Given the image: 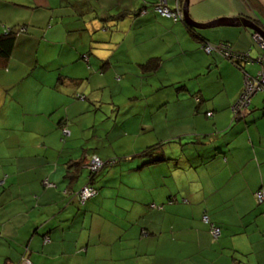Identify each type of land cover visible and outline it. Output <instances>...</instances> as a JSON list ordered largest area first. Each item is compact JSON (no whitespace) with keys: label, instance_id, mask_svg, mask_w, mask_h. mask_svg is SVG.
<instances>
[{"label":"crops","instance_id":"0c3cea01","mask_svg":"<svg viewBox=\"0 0 264 264\" xmlns=\"http://www.w3.org/2000/svg\"><path fill=\"white\" fill-rule=\"evenodd\" d=\"M154 1L0 0V34L28 27L0 68V264H18L23 250L29 264H264V91L250 98L244 117L234 114L230 107L244 85L242 73L206 56L181 22L150 10L139 14ZM165 1L181 11L183 0ZM252 2L253 7L244 0H188L187 8L198 23L244 18L264 31V0ZM118 14L125 15L114 18ZM195 34L260 55L254 32L242 25ZM148 61L154 70L139 83L156 100L146 98L128 127L146 132H111L125 138L111 141L104 156L136 154L174 138L164 149L177 161L138 170L117 190L80 206L70 195L85 179L67 176L73 163H83L74 159L77 150L70 152L90 128H79V122L97 113L103 93H112V71L136 67L145 75L139 65ZM245 70L253 75L259 66ZM149 80L154 81L146 89ZM126 94L125 100L137 98ZM145 108L154 110L153 121L145 122ZM59 123L69 131L64 142ZM142 137L149 139L134 147ZM97 144L98 138L91 146ZM44 179L55 188H44ZM203 211L221 229L216 242L201 221Z\"/></svg>","mask_w":264,"mask_h":264},{"label":"trees","instance_id":"16d2710c","mask_svg":"<svg viewBox=\"0 0 264 264\" xmlns=\"http://www.w3.org/2000/svg\"><path fill=\"white\" fill-rule=\"evenodd\" d=\"M244 2L246 5H248L250 7L254 6V3L252 2V0H244ZM158 5L166 6L168 9H170V7L167 6V2L165 0H155L149 7L141 9L139 11V14L140 13L141 14L146 13L147 11L150 10V11L154 12L155 15H157L158 17L168 19L174 23L181 22L179 19L173 20L172 18H166V17L161 16L156 11V7ZM179 9H180V5H178V7H176L175 9L173 8L170 10L173 12H177V11H179ZM124 15L125 14H118V15L114 16V18H121ZM181 23L186 27V29L190 33V36L193 39H195L196 41L197 40L200 41L201 51L206 56H209V57L217 56L219 58H222L225 61V63L230 64L233 67H235L236 69H238L239 71H241L244 78L246 77L250 81L253 80L254 77L257 75L258 71L260 70V67H259V70L255 71V73L253 75L249 74L245 70V66L256 64L255 60L250 58V55H248L247 53H242V52L240 53L237 51L234 52L227 42H219L216 44H210L209 42L206 41L205 38L200 37L199 35L195 34L198 32L197 30H194L190 26L185 25L183 22H181ZM258 27H260V26H258ZM27 31H28V27L26 25H17V26L5 28L3 30V32L0 34V68L4 69V67H6V65L8 63L9 56L11 54V51L15 45L17 36L20 35L21 33L24 34ZM207 45H212L214 50L207 53L205 51V47H207ZM220 45L222 46V49H223V47L226 48L223 50L229 49L232 52L233 56H231L229 59H227V57H225L223 55V53L220 52ZM255 45H256L259 53H261V50L259 49V47L257 46L256 43H255ZM258 57L259 56L257 54L255 59H257ZM82 60H85L84 63L87 64V67H88L87 58L84 56ZM139 66L145 70L144 71L145 75H143V73L140 74L141 71L136 69V67H132V69H130L128 72H125V71L119 72V74H116L114 71H112L113 75H114L113 80L115 83H120L122 81L121 78H123V77L124 78L134 77L137 79V82L136 83L131 82L130 84H132V85H130V86H134L136 84L137 85L132 87V88L127 87V85L125 86V88H123L122 85L114 86L113 88H117V89L115 91L111 90L112 93L109 95V98H107L108 102H105L107 105H110L109 108H111V109H109L107 111L108 113H105V114L100 113L97 109V113L99 112L100 114L103 115V117L110 119L112 121L110 123H103V121H102V124H105L108 126L105 128H102V126H101L102 130L107 132L106 135H101V132L97 133L98 134L97 135L98 141L103 140L104 143L101 142L100 145L97 144V147L95 148L93 146H91V147L87 146L86 143L84 144V143L78 142L77 144L75 143L76 145L73 144L74 148L70 151L72 153L73 150H77V154H76L77 158H74V159H81V160H83L84 164L82 163V161H78V162L73 163V167H75V169L72 172L67 173L68 174L67 176L71 180H74V179L77 180L79 178L82 179L85 176V178H84L85 183H84L83 187H81V188L87 187V188L92 189V191L94 192V194L89 196L87 199L81 200V197H80L81 188L78 189L77 191H73L71 193L70 197H73L79 203L80 206H84L87 203V201L94 198V196L100 194L101 192L103 194L104 192L109 191V190H117L118 185L123 184V183H121L122 181L125 182L127 179H129L130 176H133L134 172H137L138 170H142L144 168L152 167V166L159 165V164H164L167 162H176L177 161V158L173 159V157H171L167 153H165V149H164V147H167L169 144L174 143V140H175L174 138L165 139V140H162L160 142H156L154 145L143 147L136 154H133L132 152H130L133 155L132 154H126V153L122 154V155H114V156L110 155V153H111V147H110L111 141L115 142L116 140H118L117 137L120 138L122 136L121 134H114V133H120V131H122L123 133H124V131L129 132L128 127L131 124V121H136V117L133 113L136 112V114H138L137 112L142 111L141 106L145 105V101L147 102V99H149V97H152V96H149L150 95L149 92L142 91V89H144V87L141 84L142 82L139 83V81L141 79L142 80H148L146 77H148L147 75L152 74L150 71H152L154 69H151V68L152 67L154 68L155 66L153 63H150L149 61L147 63H143ZM134 71H137L138 73L136 74ZM149 82H150V80L146 83L145 87H147V84ZM243 89H244V85L242 87L241 92L243 91ZM262 91H264V90H262ZM241 92L239 93V95L241 94ZM126 93H132L129 95L130 96L136 95L137 98L134 100H133V98L125 100V99H123V97H128ZM256 93H258V92H256ZM103 94L105 95V93H103ZM116 95H121L122 100L117 101L115 98H113V96H116ZM160 95H162V97L164 96L162 93H160ZM74 98L76 100H80V101L85 100V97L82 95H75ZM111 98L117 102V105H113L114 107L112 106ZM152 98L156 100V97H152ZM195 99H196V101H198V97H195ZM124 101L127 103L126 106L118 105L119 103H122ZM105 103L97 104V107L100 108V105H104ZM116 107H118V109H120L121 111L116 110ZM161 107H163V106H159L158 108H161ZM232 107H233V104L230 107L231 110H232ZM145 110H146V113H148V114H146V116H148V117L146 118L145 122L153 121L152 119L155 116L154 110H148V108H145ZM92 112H93V110H92ZM94 112H95V110H94ZM117 112L120 114H117ZM156 112H158V111H156ZM245 112H247V108L245 109ZM121 113H124L126 115H130L129 117H132V118H129L128 120H126L125 119L126 115H125V117L122 119V117L124 115L121 116ZM208 113L210 115H207ZM211 116H212L211 112L206 113V117L210 118ZM63 125L64 124L59 123L58 128L60 129V131L62 133V136H63L62 140L64 142V139L66 140L67 139L66 137H68L69 131L66 128H64ZM91 128H93V126H91L89 129H91ZM111 132H114V133L111 134ZM130 132H134L138 135H141V134H144L146 132V130H144V128H140L138 131H130ZM130 132H129V137L132 136V134ZM121 138H125V137L123 136ZM77 141H78V139H77ZM182 144H183V142H182ZM63 145L65 146L64 143H63ZM129 145H131V144H129ZM65 149L67 150V148H65ZM106 151H110V153H108L106 156H104V153ZM179 154L183 155V156L190 155V151L188 152V150H187V154H185V155H184V153H182V154L179 153ZM93 157L97 158L101 162V166L95 170H92L89 168V163ZM66 158H68V157H66ZM82 164L84 165V168L82 167ZM129 164H132L133 166L130 168H126V166H125V168H124L123 165H129ZM113 172H117V174H115ZM126 174H128V175L130 174V175L128 176ZM134 175H136V174H134ZM4 179L5 178L0 179V187H3ZM42 185L44 188H48V189L55 188V184L49 182L47 179H44L42 181ZM258 192H260V191H258ZM255 199H256V193H255ZM168 201L171 202V199H169ZM256 201H257V199H256ZM149 207L152 209L156 208V210H162L163 209V205H157V204H150ZM203 217H206V219L204 220ZM201 221L207 226L208 233L211 237V241L216 242L219 239L220 234H221L220 227H218L217 225H215L214 223L211 222L206 211H203V213L201 215ZM214 227L218 228V230H219V236H217L216 238H213L211 235V229ZM141 234L146 235L145 229L141 231ZM44 239L47 240L48 238L44 237ZM25 252H26V250L25 251L23 250V252L20 255V258L18 259V261L16 263H18V264H26V263L29 264L30 263V260L27 258Z\"/></svg>","mask_w":264,"mask_h":264},{"label":"built area","instance_id":"2783aa9c","mask_svg":"<svg viewBox=\"0 0 264 264\" xmlns=\"http://www.w3.org/2000/svg\"><path fill=\"white\" fill-rule=\"evenodd\" d=\"M156 11L161 16L166 17V18H172L173 20H178V19L181 20L182 19L180 11L173 12L170 9H168L166 6L158 5L156 7ZM255 38L259 42V46L262 49V55L258 57L257 62L259 64H261V66H264V49H263L264 43L257 36H255ZM223 49H226V48L223 47ZM223 49H222V46L220 45V52L223 53V55L225 57H227V59H229L231 56H233L232 52L229 49H227V50H223ZM213 50H214V48L212 45H207V47H205V51L207 53H209L210 51H213ZM262 90H264V71L261 68V70L257 73V75L254 77L253 80L250 81L249 79H247L245 77L244 89L232 107L234 114H236L238 116L239 115L243 116L245 114V109L247 108L249 100L252 97V95H254L256 92L262 91ZM207 115H210V114L208 113ZM100 166H101V162L97 158L93 157L89 163V168L92 170H95V169L99 168ZM93 194H94V192L92 191V189L87 188V187H84L80 190L81 200H85ZM256 199H257L258 203H261L262 194L260 192L256 193ZM203 219L205 220L206 217H203ZM211 235L213 238H216L217 236H219L218 228H215V227L212 228L211 229Z\"/></svg>","mask_w":264,"mask_h":264},{"label":"rangeland","instance_id":"374dc122","mask_svg":"<svg viewBox=\"0 0 264 264\" xmlns=\"http://www.w3.org/2000/svg\"><path fill=\"white\" fill-rule=\"evenodd\" d=\"M205 30H208V29H205ZM233 50V49H232ZM234 52H236L235 50H233ZM252 59H255L256 58V56H254V57H251ZM131 61H133V59H131ZM256 65H257V63H256ZM128 70H130V69H128ZM238 70V69H237ZM125 71V70H124ZM126 72V71H125ZM136 74L138 73L137 71H134ZM119 72H116V74H118ZM240 73H242L241 71H240ZM165 75V71L164 70H161L160 72H159V76H164ZM209 77H210V79L212 80V79H214V77H213V74H209ZM242 77H243V74H242ZM113 78H114V75H113V72L111 73V79H112V88L114 87V86H118V85H124V84H126V82H128V83H131V82H133V83H136L137 82V79L136 78H134V77H127V78H121V82L120 83H115L114 82V80H113ZM109 81V80H108ZM152 81H154V80H152ZM151 81V82H152ZM151 82H149V83H151ZM214 82V81H213ZM212 81H209V82H207L208 83V85L209 86H212V85H214V83H213ZM134 86H136V85H134ZM213 87V86H212ZM212 87H211V90H212ZM117 88H113L112 90L113 91H115ZM137 89V88H136ZM146 89H147V87H146ZM211 92V91H210ZM162 93H164V92H162ZM220 97H222V98H225L226 96H225V91H220ZM103 103H105L106 101V99L107 98H109V94H108V92H105V95H103ZM113 98H115L117 101H121L122 100V96L121 95H116V96H113ZM106 104V103H105ZM100 105V108H98L97 107V109H98V111L100 112V113H108L107 111L109 110V109H111V108H109V106L110 105ZM126 102L124 101V102H122V103H119L118 105H122V106H126ZM231 110V109H230ZM94 113L93 115H90L89 114V117L88 118H86V119H82V120H80V122H79V128H84L85 126H87V125H89V127H91V126H93V128H91V129H88V130H86L82 135H81V141L79 142V143H86L87 144V146H91V145H94L95 144V142H96V140H97V137H92L93 136V134L94 135H96L97 133H100L101 132V130H102V128H105V127H108L107 125H105V124H102V121H103V123H110V122H112L110 119H107V118H105V117H103V115L102 114H100V113ZM93 113V112H92ZM92 122V123H91ZM82 126V127H81ZM101 126H102V128H101ZM94 132V133H93ZM98 135V134H97ZM146 139H149V138H146V137H142L141 139H139V140H137V139H134V141H133V145H134V147H141V146H143L142 144H144V141L146 140ZM101 142H103V140L102 141H98V144L100 145L101 144ZM104 143V142H103ZM87 176V175H86ZM85 178V176L83 177V179Z\"/></svg>","mask_w":264,"mask_h":264},{"label":"water","instance_id":"95a60500","mask_svg":"<svg viewBox=\"0 0 264 264\" xmlns=\"http://www.w3.org/2000/svg\"><path fill=\"white\" fill-rule=\"evenodd\" d=\"M188 0H183L182 4V15L183 19L180 21L185 23L187 26H190L194 30L200 31L205 29H211L216 27H238V26H244L245 28L250 29L251 31L257 33L260 35V37L264 41V31L258 27L257 25L251 23L249 20L241 18V19H235V18H219L214 21H210L208 23H198L195 22L188 13ZM264 49V48H263ZM262 50V49H261Z\"/></svg>","mask_w":264,"mask_h":264},{"label":"clouds","instance_id":"9594fccd","mask_svg":"<svg viewBox=\"0 0 264 264\" xmlns=\"http://www.w3.org/2000/svg\"><path fill=\"white\" fill-rule=\"evenodd\" d=\"M255 36H257L258 38H260V40L264 43V41H263V39L260 37V35H258L257 33H255L254 32V36H253V38H254V42L257 44V46L259 47V49L261 50V48H260V46H259V42L257 41V39L255 38ZM262 55V50H261V53H260V55L259 56H261ZM251 58V57H250ZM252 59V58H251ZM258 59V58H257ZM257 59H253V60H255V63H257V65L260 67V70H261V68L263 69V71H264V66H261V64H259L258 62H257ZM259 70V71H260ZM258 71V72H259ZM244 81H245V78H244ZM258 92H262V91H258ZM240 96V95H239ZM239 96H238V98H239ZM232 112H233V110H231ZM234 113V112H233ZM245 116V115H244Z\"/></svg>","mask_w":264,"mask_h":264},{"label":"bare ground","instance_id":"6f19581e","mask_svg":"<svg viewBox=\"0 0 264 264\" xmlns=\"http://www.w3.org/2000/svg\"><path fill=\"white\" fill-rule=\"evenodd\" d=\"M180 11V10H179ZM180 13H181V11H180ZM181 17L183 18V15H182V13H181ZM253 96V95H252Z\"/></svg>","mask_w":264,"mask_h":264}]
</instances>
